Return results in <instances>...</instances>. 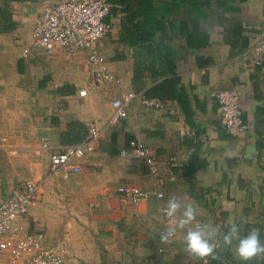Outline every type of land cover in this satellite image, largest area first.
<instances>
[{"label":"crops","instance_id":"crops-1","mask_svg":"<svg viewBox=\"0 0 264 264\" xmlns=\"http://www.w3.org/2000/svg\"><path fill=\"white\" fill-rule=\"evenodd\" d=\"M110 1L111 30L98 49L119 83L137 93L127 118L115 125L109 118L120 85L95 82L84 51L58 46L49 54L34 45L40 0H0V202L27 179L40 181L25 229L44 232L68 259L88 264H201L184 250L186 230L159 242L168 226L162 209L173 196L196 208L193 227L212 221L218 238L235 222L242 235L259 228L264 242V63H255L264 52L254 50L264 30V0H154L159 27L145 42L137 28L144 18ZM167 79H176L175 93H187L190 116L178 99L157 95ZM226 88L239 91L251 124L237 134L220 118L215 94ZM143 96L165 106L148 108ZM92 121L103 133L81 159L82 172L53 173L51 151L80 142ZM43 136L49 150L40 148ZM131 139L155 152L154 170L130 156ZM123 184L165 196L134 203L117 192ZM218 252L221 264H245L235 242ZM248 264H264V256Z\"/></svg>","mask_w":264,"mask_h":264},{"label":"built area","instance_id":"built-area-1","mask_svg":"<svg viewBox=\"0 0 264 264\" xmlns=\"http://www.w3.org/2000/svg\"><path fill=\"white\" fill-rule=\"evenodd\" d=\"M43 5L42 13L36 18L33 27V41L37 47H43L49 54L56 52L62 46L74 53L84 51L87 56L84 67L92 72L95 82L114 80L120 85L119 95L112 100L113 111L109 124L115 125L126 119L129 107L137 97V93L127 90L119 83L110 70L106 59L98 49V42L111 30V23L106 18L110 14L113 3L110 0H40ZM257 53L264 52V30L260 32V40L254 47ZM25 52H28L26 49ZM255 63L262 65L263 59L256 58ZM87 89L79 91L87 95ZM215 97L219 102V113L224 128L230 133L237 134L246 130L249 122L245 120L241 106V96L237 89L226 88L219 90ZM148 108H163L165 101L160 98L143 96ZM103 133L95 121L86 125L82 140L60 150L51 151V171L82 172L81 159L95 150L96 142ZM40 148L49 150V140L43 136ZM129 154L134 158L144 159L149 168H156L155 152L150 146L139 139L129 141ZM41 192V183L33 178L27 179L23 186L15 189L0 202V264H88L80 260H70L66 249L49 244L47 236L42 231L31 232L25 229L24 220L36 205ZM117 192L134 203L152 196L164 198L161 191L149 188L123 184ZM166 225L169 220L164 214ZM220 235L217 240L221 242ZM195 259V258H194ZM196 260V259H195ZM199 261V260H198ZM203 264V261H199ZM209 264L212 261L209 260Z\"/></svg>","mask_w":264,"mask_h":264},{"label":"clouds","instance_id":"clouds-1","mask_svg":"<svg viewBox=\"0 0 264 264\" xmlns=\"http://www.w3.org/2000/svg\"><path fill=\"white\" fill-rule=\"evenodd\" d=\"M164 214L169 225L159 234V242L162 245L170 243L177 229L186 230L184 250L189 256L203 261V264H209V260L221 264L218 249L222 245L230 247L234 242L235 255L245 264L258 256H264V242L261 241L259 228H252L246 235H242L240 227L235 222H230L227 232L223 234L221 245L217 240L218 229L212 221L193 227L197 212L191 204L184 205L178 197L173 196L168 200Z\"/></svg>","mask_w":264,"mask_h":264},{"label":"trees","instance_id":"trees-1","mask_svg":"<svg viewBox=\"0 0 264 264\" xmlns=\"http://www.w3.org/2000/svg\"><path fill=\"white\" fill-rule=\"evenodd\" d=\"M120 1V0H119ZM154 0H121L125 3L131 12V17H143L144 20L138 22V34L141 42H145L152 38V30L159 27L158 11L153 6ZM140 42V43H141ZM176 79H167L158 85L157 88L163 90V93H157L162 99H178L183 106L187 115L190 116V101L185 90L175 93L172 90ZM161 92V91H160ZM148 95V94H147Z\"/></svg>","mask_w":264,"mask_h":264},{"label":"rangeland","instance_id":"rangeland-1","mask_svg":"<svg viewBox=\"0 0 264 264\" xmlns=\"http://www.w3.org/2000/svg\"><path fill=\"white\" fill-rule=\"evenodd\" d=\"M88 203L90 204V200L88 201ZM93 216H95V214H93Z\"/></svg>","mask_w":264,"mask_h":264}]
</instances>
